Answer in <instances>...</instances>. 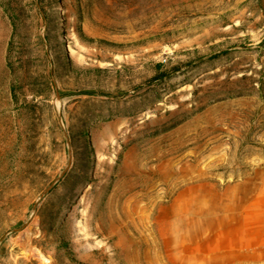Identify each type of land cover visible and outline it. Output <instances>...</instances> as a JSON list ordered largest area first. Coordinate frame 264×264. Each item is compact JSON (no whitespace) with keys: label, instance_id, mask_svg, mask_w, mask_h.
<instances>
[{"label":"rangeland","instance_id":"rangeland-1","mask_svg":"<svg viewBox=\"0 0 264 264\" xmlns=\"http://www.w3.org/2000/svg\"><path fill=\"white\" fill-rule=\"evenodd\" d=\"M50 1L12 72L0 7V264H215L169 204L264 176V0Z\"/></svg>","mask_w":264,"mask_h":264},{"label":"crops","instance_id":"crops-1","mask_svg":"<svg viewBox=\"0 0 264 264\" xmlns=\"http://www.w3.org/2000/svg\"><path fill=\"white\" fill-rule=\"evenodd\" d=\"M257 182L248 178L219 186L218 202L196 201L187 194L190 188L174 197L169 213L183 227L175 240L192 245L187 256L215 264L264 263V176Z\"/></svg>","mask_w":264,"mask_h":264},{"label":"trees","instance_id":"trees-1","mask_svg":"<svg viewBox=\"0 0 264 264\" xmlns=\"http://www.w3.org/2000/svg\"><path fill=\"white\" fill-rule=\"evenodd\" d=\"M22 0H0V7L9 22L11 28V34L8 42L7 49V67L9 70L15 71L16 68L25 69L27 65L19 62L18 65H14L10 61L14 45L18 44L19 48L17 53H22L21 46V35L27 28L28 22H37L39 19L42 20L47 26H50L51 22L49 19L50 11V0H27L22 3ZM219 54H214L211 58H217ZM28 84V79H22L19 81L20 85ZM15 85L12 83L11 90L14 92ZM14 96V93H13Z\"/></svg>","mask_w":264,"mask_h":264},{"label":"bare ground","instance_id":"bare-ground-1","mask_svg":"<svg viewBox=\"0 0 264 264\" xmlns=\"http://www.w3.org/2000/svg\"><path fill=\"white\" fill-rule=\"evenodd\" d=\"M56 10H62V6L60 4L59 1L56 2V7H55ZM183 88H180L177 90V92L181 91Z\"/></svg>","mask_w":264,"mask_h":264}]
</instances>
